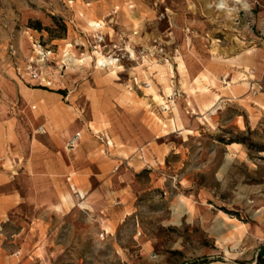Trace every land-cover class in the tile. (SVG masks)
<instances>
[{
    "label": "rangeland",
    "instance_id": "obj_1",
    "mask_svg": "<svg viewBox=\"0 0 264 264\" xmlns=\"http://www.w3.org/2000/svg\"><path fill=\"white\" fill-rule=\"evenodd\" d=\"M37 93L80 172L0 209V264H257L264 0H0V138L41 131ZM13 157L0 194L29 189Z\"/></svg>",
    "mask_w": 264,
    "mask_h": 264
},
{
    "label": "crops",
    "instance_id": "obj_2",
    "mask_svg": "<svg viewBox=\"0 0 264 264\" xmlns=\"http://www.w3.org/2000/svg\"><path fill=\"white\" fill-rule=\"evenodd\" d=\"M178 63V62H177ZM183 68V67H182ZM177 73L179 74V77L182 79L184 78V71L179 69V63L177 64ZM183 80H180V83ZM170 88V87H169ZM171 89V88H170ZM211 92L216 93V90L211 88ZM166 93V92H165ZM169 94V93H167ZM218 95L217 98L213 99L212 103L205 109L207 111L208 109H211L214 107V105L218 102L219 99L225 97L229 99L230 97L219 95V92L216 93ZM30 102L35 101L38 106L41 108V110H44V112L48 113V117L44 118V122L42 123V129L41 131H34L31 132V130L28 127L22 126V130L20 132L19 138L16 139H3L0 138V154H2L3 157H5L9 153L15 154L16 157H13L14 163L19 167L18 171L19 175H12V177L15 179L17 176H24L25 179L28 178L30 181L29 183V189H26L24 185L17 187L14 186L13 190H9V192H5L3 194H0V209L3 208V211H8L9 209L21 205L23 202L32 203L37 202V180L38 175L37 171L38 168L41 167L40 173L42 174L41 179L47 180V187L50 190H56L55 187V181L58 180L59 176H54V174L58 175H67L69 174H76L80 171L75 169L74 164L75 161H71L70 163L66 160V154L62 149L63 141L60 138H55L51 134L46 135V128L49 126H57V129H60L63 131H68L66 127L69 125V116L67 114H64L62 111L59 110V106H53L51 102L49 101L48 94L45 93H37V94H30L27 97ZM35 107V106H34ZM40 121L37 116H34L33 123H37ZM34 127V126H33ZM76 132L80 131H74L71 135L67 137V146L69 145L70 139L73 137V135ZM81 137L80 136L77 140V142L72 146L71 148L67 149L66 152H69L70 150H75V147L80 144V149L85 147L87 144V138H83L79 141ZM11 142H14L11 144ZM81 142V143H80ZM9 144V149L7 151L6 145ZM59 145V147H56V145ZM61 145V147H60ZM5 153V155H3ZM5 159V158H4ZM18 173V172H17ZM93 175L96 173L92 172ZM72 176V175H71ZM68 180L71 179V177L67 178ZM10 180L9 177L5 178L2 175H0V183L6 182ZM33 183V185H32ZM75 186L74 183L72 187ZM28 190V191H26Z\"/></svg>",
    "mask_w": 264,
    "mask_h": 264
},
{
    "label": "built area",
    "instance_id": "obj_3",
    "mask_svg": "<svg viewBox=\"0 0 264 264\" xmlns=\"http://www.w3.org/2000/svg\"><path fill=\"white\" fill-rule=\"evenodd\" d=\"M42 57H45V53H41ZM31 66V65H30ZM30 75L33 79L37 80L39 79V73L36 67L32 68L30 71ZM80 136V132H76L73 137L70 139L69 145L70 147L74 146V144L77 142L78 138ZM262 242H264V239H262Z\"/></svg>",
    "mask_w": 264,
    "mask_h": 264
},
{
    "label": "trees",
    "instance_id": "obj_4",
    "mask_svg": "<svg viewBox=\"0 0 264 264\" xmlns=\"http://www.w3.org/2000/svg\"><path fill=\"white\" fill-rule=\"evenodd\" d=\"M257 264H264V248H261L258 252Z\"/></svg>",
    "mask_w": 264,
    "mask_h": 264
},
{
    "label": "bare ground",
    "instance_id": "obj_5",
    "mask_svg": "<svg viewBox=\"0 0 264 264\" xmlns=\"http://www.w3.org/2000/svg\"><path fill=\"white\" fill-rule=\"evenodd\" d=\"M91 22V21H90ZM93 22V21H92ZM92 25V24H91ZM97 25V24H96ZM99 62H102L103 61V58L102 57H100L99 58V60H98ZM70 194V193H69Z\"/></svg>",
    "mask_w": 264,
    "mask_h": 264
}]
</instances>
